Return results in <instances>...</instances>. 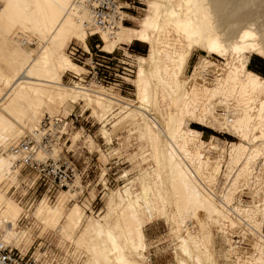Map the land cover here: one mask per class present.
<instances>
[{"label": "bare ground", "instance_id": "bare-ground-1", "mask_svg": "<svg viewBox=\"0 0 264 264\" xmlns=\"http://www.w3.org/2000/svg\"><path fill=\"white\" fill-rule=\"evenodd\" d=\"M0 1V63L4 61L1 63L4 67L0 65V146L7 149L0 157L1 182L16 166L17 157L10 149L18 135L22 131L32 133L45 117L41 110L43 103L60 107L80 97L101 117L109 114L120 100L106 91L105 86H83L76 81L68 86L61 81L62 73L78 74L84 70L64 52L71 39L88 49V33L82 23L86 12L79 4L74 0ZM225 2L150 0L151 11L143 19L142 28L125 32L126 27L121 24L111 37L102 33V48L112 51L120 42L134 38L149 45L147 56L139 57L141 62L134 80L136 98L143 104L149 100V81L143 66L147 63L160 85L159 95L167 99L168 106L161 108L168 139L165 167L174 216L185 231L177 235L180 248L197 262L204 256L210 259L212 254L207 246L203 250L199 245L202 240L212 244L211 227L214 226L229 240L227 257L233 264H264V77L247 66L251 53L264 56V40L256 41L254 32L248 28L235 32L233 23L224 26ZM33 40L37 50L24 46ZM194 48L205 51L206 56L194 64L190 76L181 79L179 75ZM211 54L228 57L225 63L218 64L207 58ZM142 114L145 135L158 158L162 128L154 117ZM186 118L210 128L226 129L240 141L224 142L220 146L212 140H203L200 130L184 126ZM204 150L211 154L201 158ZM238 162L241 165L231 177V168ZM224 164L227 168L224 176L231 183L217 192L215 184ZM142 187L146 193V185ZM127 190L125 195L116 196L119 201L116 205L122 209L121 234L135 251L140 247L143 250L145 219L136 208L137 198H131ZM59 193L52 206L42 199L33 215L44 228H53L59 236L69 239L80 226L83 212L77 205L69 208L66 205L74 194L72 188ZM245 195L249 200L243 199ZM144 199L147 201L146 196ZM150 207L152 210L153 205ZM23 211L22 206L0 191V221L6 224L0 239L5 243L7 240L17 244L26 235L25 231L15 229ZM100 219L86 221L75 238L78 245L83 247L87 243L89 250L85 249L91 251L95 264L107 257L108 250L114 257L111 261L108 258L105 264H137L119 247V233ZM229 233L248 237L249 247L240 249L236 244L243 241H230ZM100 237L111 243V249L101 244ZM179 262L185 264L182 259Z\"/></svg>", "mask_w": 264, "mask_h": 264}, {"label": "rangeland", "instance_id": "rangeland-1", "mask_svg": "<svg viewBox=\"0 0 264 264\" xmlns=\"http://www.w3.org/2000/svg\"><path fill=\"white\" fill-rule=\"evenodd\" d=\"M225 1L224 18L227 19L225 22L228 23L224 22V26L227 27V25L233 23L235 32L239 29L244 30L248 28L254 32L256 41L263 42L264 0ZM122 3H127L125 4L127 8V19L125 24H123V26L126 27L125 32L131 29H141L143 19L146 18L151 11L150 0H122ZM1 7L2 2L0 1V8ZM87 37L86 43H92ZM74 42L83 46L82 43L75 39H71L64 48V52L67 55V46ZM122 43L123 41L120 42L115 49L120 47V52L128 49L133 54L132 57L135 59L136 68L135 75L131 79L132 85L130 90L120 92L118 89L113 88V86L104 87L106 91L112 93L120 100L118 104L113 106L109 114L101 117L97 116L93 113L91 108L85 105V101L80 97H77L75 101L68 100L60 107L52 106L49 103L47 104V102L43 103L41 107L43 116H55L58 114L67 116L72 111L77 113L82 112V120L77 122L75 127L70 131L67 143L63 145V147L54 148V155L62 151L81 171V177H77L75 179L77 181H74L69 188H64V190H70L72 188V192L74 193L72 196L73 198L71 197L66 203L67 207L69 208L73 205H77L83 212L80 226L72 232L73 235L69 239L59 236L53 228H44L36 217H34V208L44 198L47 204L50 206L54 205L60 194L59 192L62 190L58 192L55 200L48 201L42 190L39 188L36 190L35 187H31L30 183L27 182L29 178L33 177L32 174L26 170H19L20 168L16 163L13 169L14 171H10V174L0 182V191L3 192L7 198L12 199L23 207L24 211L18 217L15 229L17 232L25 231L26 235L17 244L5 240L6 244L17 248L22 254H27V256L33 255L38 261L44 262L45 264H95V261L92 259L93 257H91V251H88L89 249L86 248L87 245L85 244L87 243L83 244V247H80L75 238L78 237L87 220L101 218V222H106L115 232L119 233V247L130 259L137 261V264H181V262H179L181 259L185 264H199L200 261L202 264H233L227 257V251L228 248H230L229 240L218 232L214 226L211 227L213 235L212 244H205V240H202L199 245L203 250L206 248L205 246H207L212 254L210 259L208 258L207 260V258L202 255L204 257H201V260L197 262L183 250L184 248H180L182 246L177 239V235L178 233L185 234V231L179 220L174 216V207L170 199L171 184L165 167V141H168V139L165 134L164 123L162 122L161 108L168 106L167 99L159 95L160 85L156 81L157 78L155 73H153L151 66L144 63L143 66L146 67V75L149 81L150 95L149 100L144 102V104L137 101L134 80L136 78L137 67L141 62L139 56H147L149 45L145 42L136 40L132 43ZM24 46L27 48L29 47L28 49L30 50L38 49L35 40L31 43L25 42ZM116 51L118 50L116 49ZM203 56H206L205 51L194 48L179 78L184 79L190 76L194 64ZM250 56H254L264 62V56H259L254 53H251ZM227 57L228 55L211 54L207 58L220 64L225 63ZM1 63V67H4ZM83 71L84 70L80 73ZM61 81L68 86H73L75 84V81H72L68 72L61 74ZM0 86L2 87L1 81ZM127 103L131 104V106L126 107L125 104ZM142 106H145V109H141ZM142 113L154 117L162 128L160 134L161 140L158 146V158L155 157L153 148L149 143L150 141H148V137L145 135V117ZM184 126L194 129H196L195 126L203 128L205 131L200 130L201 138L203 140L217 142L220 146H223L224 142L240 141L237 135L226 129L203 126L188 118H186ZM27 133L26 131H22L18 135V138ZM87 138L89 141H92V145L89 144V141L87 142L85 140ZM225 148H227V145ZM6 150L7 149H5L3 145L0 146V157L7 153L5 152ZM201 153V158L211 154L209 152L207 153L206 150ZM214 155L216 154L214 153ZM240 163L241 162L233 164V168H231L233 172L230 171L231 177L238 170L239 165H241ZM225 168L226 166L224 164L221 168V176H218L217 183L215 184V190L217 192L221 191L222 188H228L230 186L231 181L226 180L227 177L225 178L224 176L225 171H227V168ZM143 185L147 187L146 193L143 191ZM125 189H128L127 192H130L131 198H137L136 204L138 206H136V208H138L139 215L145 219L143 225V232L145 235L143 246L145 247L143 250H140V247L138 251H135L131 248L127 238L121 234L119 216L122 209L120 205L119 207L117 206L119 201H117L118 197L116 196L118 193L125 195ZM145 196L147 197V201L144 199ZM248 198L247 195L243 197L244 200H249ZM116 203L118 204L116 205ZM150 205H153L152 210ZM246 217L247 216L244 218L246 219ZM62 222L63 220H61V223ZM5 230V222L0 221V238H3ZM103 237H100L101 244H106L108 245V249H111V243L107 239L106 241ZM228 237L230 241L242 240V244H236L240 249L249 247V242L246 241V239H249L248 237L245 239V237H241V235L239 236L236 233H229ZM188 248L191 250L193 247L190 246ZM106 256L105 259L96 262V264H105L108 258L111 261L114 257L109 250Z\"/></svg>", "mask_w": 264, "mask_h": 264}, {"label": "built area", "instance_id": "built-area-1", "mask_svg": "<svg viewBox=\"0 0 264 264\" xmlns=\"http://www.w3.org/2000/svg\"><path fill=\"white\" fill-rule=\"evenodd\" d=\"M86 12L82 21L88 33V49L74 42L66 51L75 63L83 67L80 74L68 72L72 81L83 86L99 85L121 91L130 90L135 75V59L127 49L106 51L102 48L101 34L111 37L121 24L126 22V7L122 0H74ZM89 42V41H88ZM82 120V112L72 111L67 116H45L33 130L18 138L11 146L17 157L19 170L32 174L27 182L31 187L43 191L48 201L56 199L60 190L69 188L77 177H81L78 166L62 151L53 154L55 147H63L75 124ZM66 151V150H65ZM42 154V155H40ZM0 264H45L33 255L22 254L17 248L0 239Z\"/></svg>", "mask_w": 264, "mask_h": 264}, {"label": "crops", "instance_id": "crops-1", "mask_svg": "<svg viewBox=\"0 0 264 264\" xmlns=\"http://www.w3.org/2000/svg\"><path fill=\"white\" fill-rule=\"evenodd\" d=\"M134 40H136L135 38L133 40H131L130 42H123L122 44H127V43H132ZM139 41V40H136ZM142 42V41H140ZM88 45V44H87ZM139 57H144V56H139ZM248 64L253 65L254 67L258 68V70L260 71L261 75L260 76H264V62L254 56H250ZM247 64V66H248ZM258 74V73H257Z\"/></svg>", "mask_w": 264, "mask_h": 264}, {"label": "trees", "instance_id": "trees-1", "mask_svg": "<svg viewBox=\"0 0 264 264\" xmlns=\"http://www.w3.org/2000/svg\"><path fill=\"white\" fill-rule=\"evenodd\" d=\"M248 68H249L250 70H252L253 72L258 73V74L261 75V73H260V71L258 70V68L254 67L253 65L248 64ZM263 77H264V76H263ZM195 128H196V129H199V130H201V131H205L203 128H200V127H197V126H195Z\"/></svg>", "mask_w": 264, "mask_h": 264}]
</instances>
